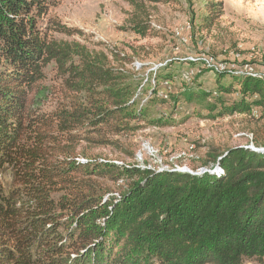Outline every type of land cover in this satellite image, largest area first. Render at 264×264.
Instances as JSON below:
<instances>
[{
    "label": "trees",
    "instance_id": "16d2710c",
    "mask_svg": "<svg viewBox=\"0 0 264 264\" xmlns=\"http://www.w3.org/2000/svg\"><path fill=\"white\" fill-rule=\"evenodd\" d=\"M203 2L202 17L191 20L194 35L224 16L222 3ZM58 3L0 0V172L11 168L16 185L7 196L0 180V264H264V138L255 139L259 151L211 148L199 158L205 172L191 174L81 161L74 141L68 147L55 134L56 122L67 127L68 117L71 131V122L89 113L87 105L98 106V116L118 123L119 131L131 122L172 125L164 118L151 121L149 106L137 108L139 73L127 68L134 56L91 51L39 29L38 22ZM51 30L78 32L58 22ZM132 30L144 40L156 37L148 24L135 22ZM52 62L78 95L71 99L69 116L40 115L35 109ZM186 62L188 71H198L195 78L214 72L221 80L229 74L202 68L203 60ZM156 80L172 84L174 77L160 74ZM219 91L239 95L230 106L218 101L222 114L247 115L254 126L264 125V78L233 75V83ZM210 95L183 93L187 103ZM208 108L216 111L217 103ZM108 176L124 184L118 195L105 199L98 181Z\"/></svg>",
    "mask_w": 264,
    "mask_h": 264
},
{
    "label": "rangeland",
    "instance_id": "374dc122",
    "mask_svg": "<svg viewBox=\"0 0 264 264\" xmlns=\"http://www.w3.org/2000/svg\"><path fill=\"white\" fill-rule=\"evenodd\" d=\"M58 1V6L38 22L39 29L53 40L81 43L91 51L109 53L115 50L134 56V64L127 68L139 73L137 108L149 106L151 121L164 118L172 123L159 128L146 122H131L128 130L119 131L118 123L104 121L98 116V106L87 105L89 113L72 121L71 131L69 117L67 127L64 123L57 124L58 121L55 124V134L63 143L69 147V142L74 141L77 159L135 164L160 172L186 170L201 174L205 168L199 158H204L211 148L257 149L255 139L264 138V125L254 126L247 115L222 114L223 104L218 101L226 106L238 101V94H226L219 88L233 83V75H245L247 67L264 77V0H215L223 5V18L210 30L196 35L192 32L191 20L193 15L202 17L204 0H167V3L155 0ZM53 22L78 32L72 36L54 32L51 30ZM135 22L148 24L156 37L142 39L132 30ZM187 60H203L204 63L213 60L212 67L228 66L230 73L221 80L214 72L195 78L198 71H188ZM112 65L117 66V63ZM166 66L167 72L158 71ZM205 67L211 66L206 63L202 68ZM169 73L174 77L172 84L166 80L156 84L158 75ZM45 75L35 109L40 115L69 116L71 99L78 98L72 93L69 76L63 77L55 62L45 68ZM187 89L212 95L206 101L187 103L183 96ZM155 90L159 92L153 96ZM175 97L178 103L173 102ZM216 103L217 110L211 112L208 107ZM0 180L4 194L11 195L16 187L12 169L5 167L0 172ZM123 184L111 176L99 180L100 196L113 198ZM245 264L258 263L247 261Z\"/></svg>",
    "mask_w": 264,
    "mask_h": 264
},
{
    "label": "bare ground",
    "instance_id": "6f19581e",
    "mask_svg": "<svg viewBox=\"0 0 264 264\" xmlns=\"http://www.w3.org/2000/svg\"><path fill=\"white\" fill-rule=\"evenodd\" d=\"M209 66H211L210 68H213L212 67V62H208V61H205ZM205 63V64H206ZM247 68H249L248 69V75H253V76H255V77H259V78H264L263 76H261V75H258L257 73H255L254 72V70H253V68L252 69H250L251 67H247ZM215 69L217 70V71H222L221 69H217V67H215ZM224 71H225V69H224ZM230 73V72H229ZM185 80V79H184ZM187 80V79H186Z\"/></svg>",
    "mask_w": 264,
    "mask_h": 264
},
{
    "label": "built area",
    "instance_id": "2783aa9c",
    "mask_svg": "<svg viewBox=\"0 0 264 264\" xmlns=\"http://www.w3.org/2000/svg\"><path fill=\"white\" fill-rule=\"evenodd\" d=\"M211 61L213 62V60H211ZM217 69H221L222 71H224V69H228V66H227L226 68H225V67H223V66H222V67H220V68H219V67H217ZM248 69H249V68H247V69H246L247 73H248Z\"/></svg>",
    "mask_w": 264,
    "mask_h": 264
},
{
    "label": "water",
    "instance_id": "95a60500",
    "mask_svg": "<svg viewBox=\"0 0 264 264\" xmlns=\"http://www.w3.org/2000/svg\"><path fill=\"white\" fill-rule=\"evenodd\" d=\"M253 150H255V151H259V150H256V149H253ZM182 172H189V171L183 170ZM189 173H191V172H189ZM203 173H204V172H203ZM191 174H194V173H191Z\"/></svg>",
    "mask_w": 264,
    "mask_h": 264
}]
</instances>
